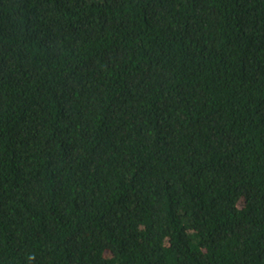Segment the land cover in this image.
Instances as JSON below:
<instances>
[{
  "label": "trees",
  "instance_id": "obj_1",
  "mask_svg": "<svg viewBox=\"0 0 264 264\" xmlns=\"http://www.w3.org/2000/svg\"><path fill=\"white\" fill-rule=\"evenodd\" d=\"M0 264H264V0H0Z\"/></svg>",
  "mask_w": 264,
  "mask_h": 264
}]
</instances>
